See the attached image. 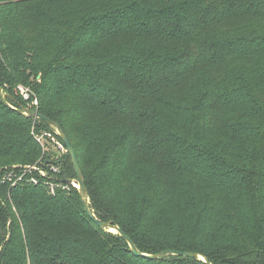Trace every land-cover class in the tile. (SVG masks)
<instances>
[{
	"label": "trees",
	"instance_id": "obj_1",
	"mask_svg": "<svg viewBox=\"0 0 264 264\" xmlns=\"http://www.w3.org/2000/svg\"><path fill=\"white\" fill-rule=\"evenodd\" d=\"M0 85V170L52 176L0 183V264H206L137 257L77 190L53 196L71 156L21 107L61 126L93 214L140 252L264 264V0H0Z\"/></svg>",
	"mask_w": 264,
	"mask_h": 264
},
{
	"label": "water",
	"instance_id": "obj_2",
	"mask_svg": "<svg viewBox=\"0 0 264 264\" xmlns=\"http://www.w3.org/2000/svg\"><path fill=\"white\" fill-rule=\"evenodd\" d=\"M0 98L2 99V101L5 104L9 105L7 102L9 95L4 93V90H3L1 85H0ZM18 111L22 114L32 116L35 119L45 121L46 123H48V125L52 129H54L56 131V134L60 137V139L64 143L66 151L71 156V159H72V162L74 165V169H75V173H76V181L75 182L79 186V190H80L79 193L81 196L82 204L84 206V211L88 215V217L90 219H92L98 225V227L100 229L109 230L110 232L117 233V234L121 235L128 242V244L130 246L131 253L137 257H144V258H147L150 260H157V259H160L162 255L181 256V257L195 258L199 261L205 262L206 264H211L203 256L195 254V253H190V252L166 251L163 254H156V255H149V254L142 253L136 247V245L131 240V238H129L116 224H114L113 222H102V221L98 220L90 208L88 191H87V187H86L85 180L83 177V172H82L76 151H75L74 147L72 146L71 142L69 141L65 131L61 128V126L58 123H56L55 121L45 117L44 115L40 114L36 110L21 107L20 109H18ZM69 182L72 183L73 181L70 180Z\"/></svg>",
	"mask_w": 264,
	"mask_h": 264
},
{
	"label": "rangeland",
	"instance_id": "obj_3",
	"mask_svg": "<svg viewBox=\"0 0 264 264\" xmlns=\"http://www.w3.org/2000/svg\"><path fill=\"white\" fill-rule=\"evenodd\" d=\"M24 92H28L29 95L31 96V93H30V91H29L28 88H25V86H19L18 89H17V93L20 94V96L25 99ZM33 135H34L36 141L40 142L41 145L43 144V146H41V147L44 149L43 151H45V153H47L48 155H50V154L52 155V152L57 153L58 156L52 155V158H50L51 161L54 162V161H61V160H63V158L67 154V151L61 145V143L56 138V135L54 133H52L51 131H35V130H33ZM42 163H43V165L46 164V160L44 161L43 160V157L41 159H39L32 166H20V165L19 166H20L21 169H24V170H27V167L28 168H31V171H37V173H40L38 171H43L46 174L47 177H49V176L52 177L50 173H48L47 171H45L43 169L44 166L43 167L40 166ZM48 166L50 167V164ZM10 168H14V167H10ZM47 169L50 170L51 168H47ZM59 169H61V167H59ZM21 173H22V171H17L16 172V175H19ZM26 175L29 176V175H32V174L31 173H28ZM72 181L73 182L71 184H68V185H64V184L60 183V185L56 186L57 188L52 185L51 187H53L55 189V194H52V195L53 196L54 195H57V193H59L60 191H65V192L70 193L73 190H77L79 192L80 191L79 190V186L75 182L76 179H73ZM46 187H47V185H46ZM87 191H88V189H87ZM88 198H89V194H88ZM89 203H91L90 202V198H89ZM7 228L8 229L10 228V223H8ZM1 248H0V251H1Z\"/></svg>",
	"mask_w": 264,
	"mask_h": 264
},
{
	"label": "built area",
	"instance_id": "obj_4",
	"mask_svg": "<svg viewBox=\"0 0 264 264\" xmlns=\"http://www.w3.org/2000/svg\"><path fill=\"white\" fill-rule=\"evenodd\" d=\"M24 97L25 100L29 101L30 100V95L28 92H24ZM38 105V101L34 100L31 102V106H37ZM18 167H14L12 169H4V170H0V183L4 184V183H10L13 186L18 185V184H24V183H29V184H38V179L31 177L28 180L25 178V175L28 172H31V168H28L27 170H24V172H22L19 175H16L17 171H21L20 169H17ZM57 170L54 169V172H56ZM40 172V175H42L43 177H46V174L43 171H38ZM45 184L47 185V187L49 188V191L51 192V194H55V189L53 187H51L52 185L54 187L60 185V182L58 181V179H52V180H48L45 182ZM57 188V187H56Z\"/></svg>",
	"mask_w": 264,
	"mask_h": 264
}]
</instances>
